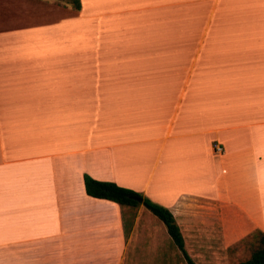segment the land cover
<instances>
[{"label":"crops","instance_id":"obj_1","mask_svg":"<svg viewBox=\"0 0 264 264\" xmlns=\"http://www.w3.org/2000/svg\"><path fill=\"white\" fill-rule=\"evenodd\" d=\"M84 175L264 233V0H0V264H167Z\"/></svg>","mask_w":264,"mask_h":264},{"label":"rangeland","instance_id":"obj_2","mask_svg":"<svg viewBox=\"0 0 264 264\" xmlns=\"http://www.w3.org/2000/svg\"><path fill=\"white\" fill-rule=\"evenodd\" d=\"M72 13H75L73 5ZM134 208L144 207L138 205ZM146 212L165 229L157 217L148 209ZM243 229L244 224H241L235 217H231L224 227L223 225H216L192 232L191 228L186 226L184 229L185 248L196 264H237L249 258L252 251L260 245V230L243 234L241 232ZM163 253L166 254L165 261L167 264H186L181 252L169 235H167L166 248Z\"/></svg>","mask_w":264,"mask_h":264},{"label":"trees","instance_id":"obj_3","mask_svg":"<svg viewBox=\"0 0 264 264\" xmlns=\"http://www.w3.org/2000/svg\"><path fill=\"white\" fill-rule=\"evenodd\" d=\"M75 11L80 9V0H70ZM85 191L88 195L96 198H103L114 201L121 206L137 207L142 205L157 217L165 226L166 231L172 242L181 252L186 264H196L185 248L184 238L180 231L172 212L165 206L158 204L151 199L143 196L140 192L120 186L115 182L101 181L84 175ZM134 197H140L141 201ZM260 245L254 249L249 258L237 264H264V233L259 236Z\"/></svg>","mask_w":264,"mask_h":264},{"label":"water","instance_id":"obj_4","mask_svg":"<svg viewBox=\"0 0 264 264\" xmlns=\"http://www.w3.org/2000/svg\"><path fill=\"white\" fill-rule=\"evenodd\" d=\"M135 199H137V200H139V201H141V198L140 197H134Z\"/></svg>","mask_w":264,"mask_h":264},{"label":"built area","instance_id":"obj_5","mask_svg":"<svg viewBox=\"0 0 264 264\" xmlns=\"http://www.w3.org/2000/svg\"><path fill=\"white\" fill-rule=\"evenodd\" d=\"M217 149L219 150L220 148L218 147Z\"/></svg>","mask_w":264,"mask_h":264}]
</instances>
